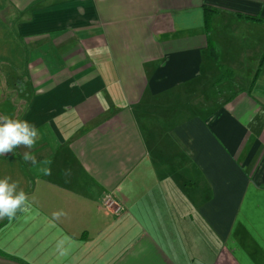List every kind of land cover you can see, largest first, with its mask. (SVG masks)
<instances>
[{"label": "crops", "instance_id": "0c3cea01", "mask_svg": "<svg viewBox=\"0 0 264 264\" xmlns=\"http://www.w3.org/2000/svg\"><path fill=\"white\" fill-rule=\"evenodd\" d=\"M239 12L264 0H0V116L39 130L0 156L29 203L0 264H264V22Z\"/></svg>", "mask_w": 264, "mask_h": 264}, {"label": "clouds", "instance_id": "9594fccd", "mask_svg": "<svg viewBox=\"0 0 264 264\" xmlns=\"http://www.w3.org/2000/svg\"><path fill=\"white\" fill-rule=\"evenodd\" d=\"M39 136V130L34 124L26 120L13 119L10 116H0V156L13 152L14 149L23 145L28 149L34 147ZM26 161L35 164L36 158L30 152L23 154ZM45 174H51V169H42ZM10 177L0 179V219L13 218L17 211L28 212V196L23 189H18V182H10ZM54 220H59L67 213L61 211L54 212ZM64 241L58 242L57 247L62 248Z\"/></svg>", "mask_w": 264, "mask_h": 264}, {"label": "trees", "instance_id": "16d2710c", "mask_svg": "<svg viewBox=\"0 0 264 264\" xmlns=\"http://www.w3.org/2000/svg\"><path fill=\"white\" fill-rule=\"evenodd\" d=\"M204 9H205V19H206L205 20V28H206V33H207L209 49L211 51V54H212L213 58L218 62V57H217V54H216V51H215L214 43H213V41L211 39V36H210V32H211V18H212V16L214 14H217L220 10L217 7H214V6H211V5H207V4L204 6ZM237 15L245 17L247 19L264 22V18L260 17L258 15L243 14V13H240V12L237 13ZM263 64H264V54H263V56L261 58L259 68H258V70H257V72H256V74H255V76L253 78L252 85L256 82V80H257V78H258V76L260 74L261 67L263 66ZM219 65H220V68L222 70V75L218 79V82H223L225 80L232 79V77L234 75L232 70L225 68L221 64H219Z\"/></svg>", "mask_w": 264, "mask_h": 264}, {"label": "built area", "instance_id": "2783aa9c", "mask_svg": "<svg viewBox=\"0 0 264 264\" xmlns=\"http://www.w3.org/2000/svg\"><path fill=\"white\" fill-rule=\"evenodd\" d=\"M102 203L106 208L111 209L114 204L118 205V207H116L115 209V213L119 214L120 212H122V204L117 203V201L115 200V197L113 196L112 192H106L104 193L103 197H102Z\"/></svg>", "mask_w": 264, "mask_h": 264}, {"label": "rangeland", "instance_id": "374dc122", "mask_svg": "<svg viewBox=\"0 0 264 264\" xmlns=\"http://www.w3.org/2000/svg\"><path fill=\"white\" fill-rule=\"evenodd\" d=\"M219 63V62H218ZM220 64V63H219ZM221 65H223L225 68H226V66L223 64V63H221ZM219 68H220V65H219ZM230 70H232V72L235 74V71L236 70H233V69H230ZM237 72V71H236ZM257 72V71H256ZM256 72H255V74H256ZM220 73H221V75H222V70H221V68H220ZM235 76L233 75V77H232V79H228L229 81H231V80H233V78H234ZM225 81H227V80H225ZM224 82V81H223ZM212 86V85H211ZM224 87H225V85H224ZM113 194V193H112ZM113 196H114V194H113ZM118 203V202H117ZM119 204V203H118ZM121 204V203H120ZM102 205H103V203H102ZM116 207H118V205H116V204H114V206L110 209L113 213H115L114 211H115V209H116ZM123 208L124 207H122V210H123ZM109 209V208H108ZM121 213V212H120ZM119 213V214H120ZM115 214H117V213H115ZM118 214V215H119Z\"/></svg>", "mask_w": 264, "mask_h": 264}]
</instances>
